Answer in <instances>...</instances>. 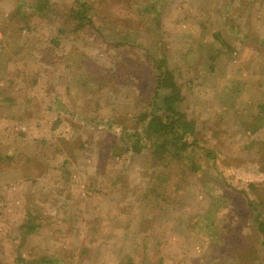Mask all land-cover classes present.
Here are the masks:
<instances>
[{"label": "rangeland", "instance_id": "1", "mask_svg": "<svg viewBox=\"0 0 264 264\" xmlns=\"http://www.w3.org/2000/svg\"><path fill=\"white\" fill-rule=\"evenodd\" d=\"M82 1L0 0V264H264V0ZM162 58L194 144L120 153Z\"/></svg>", "mask_w": 264, "mask_h": 264}, {"label": "trees", "instance_id": "2", "mask_svg": "<svg viewBox=\"0 0 264 264\" xmlns=\"http://www.w3.org/2000/svg\"><path fill=\"white\" fill-rule=\"evenodd\" d=\"M37 7L44 8V3ZM90 11L91 4L74 0V5L65 17L67 28L59 31L74 33L91 28L94 24V16ZM155 66L158 74L150 82L144 83L145 90L150 94V97L143 101L147 108L139 114L134 132H126L130 134L131 139L124 143L126 149L122 148L120 153L128 151L140 153L148 147L150 156L157 161L163 157H178L181 152L187 151L194 144L189 139L196 135V124L178 107L182 101V91L175 81L173 72L167 68L165 58L157 61ZM119 79L123 85L128 83L126 75H122ZM99 84L106 85V82L101 80ZM259 119L262 121V116ZM257 122L260 121L257 120ZM258 127L255 125L256 129ZM0 161H2L1 157ZM250 188L255 191L257 198L250 199L245 192L241 191L238 194L245 197L246 206L255 213L253 227L261 237L260 247L264 251V199L256 192L258 191L256 186L251 185ZM228 193L229 191L223 192L222 197L226 198ZM32 230L33 227L30 225L29 231Z\"/></svg>", "mask_w": 264, "mask_h": 264}]
</instances>
